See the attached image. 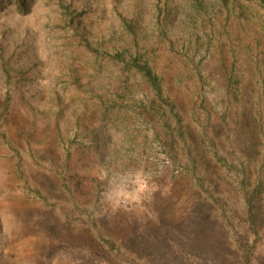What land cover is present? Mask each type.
Listing matches in <instances>:
<instances>
[{"label": "rangeland", "instance_id": "374dc122", "mask_svg": "<svg viewBox=\"0 0 264 264\" xmlns=\"http://www.w3.org/2000/svg\"><path fill=\"white\" fill-rule=\"evenodd\" d=\"M263 179L264 0H0V264H213Z\"/></svg>", "mask_w": 264, "mask_h": 264}, {"label": "trees", "instance_id": "16d2710c", "mask_svg": "<svg viewBox=\"0 0 264 264\" xmlns=\"http://www.w3.org/2000/svg\"><path fill=\"white\" fill-rule=\"evenodd\" d=\"M263 187L264 179L259 181L256 187L249 191L248 197H246L245 214L248 229L245 232V236L243 234H233V237H236L235 239L238 240H235L236 243H239L238 247L233 248V240H231L230 233L226 230L227 226L224 223H219L211 215H208L205 222L203 221V224H201L199 228L200 233L197 235V239L200 238V241L202 240L199 243L200 246L198 245L199 252H204L203 245L206 244V240H210L215 255L213 264H250L254 248L249 245V240L253 236L254 239L251 242L254 243L255 239L259 238V235L264 237V202L260 198ZM202 219H205V217ZM205 228L207 229V234H204ZM154 232L146 227L137 229L126 226L123 227V236L121 238L126 240V246H129V248L134 247L142 255L149 258L153 254V250L159 251L163 248L168 251L167 244L160 246L159 243L155 242L156 237ZM126 234L127 236L125 237ZM165 236L169 237L167 233H165ZM239 248L245 251V255L243 260L236 262L238 259L235 249Z\"/></svg>", "mask_w": 264, "mask_h": 264}]
</instances>
